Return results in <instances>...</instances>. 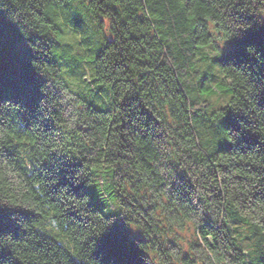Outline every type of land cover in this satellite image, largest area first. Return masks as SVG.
Returning <instances> with one entry per match:
<instances>
[{"label":"trees","instance_id":"16d2710c","mask_svg":"<svg viewBox=\"0 0 264 264\" xmlns=\"http://www.w3.org/2000/svg\"><path fill=\"white\" fill-rule=\"evenodd\" d=\"M0 101V264H264V0H0Z\"/></svg>","mask_w":264,"mask_h":264},{"label":"rangeland","instance_id":"374dc122","mask_svg":"<svg viewBox=\"0 0 264 264\" xmlns=\"http://www.w3.org/2000/svg\"><path fill=\"white\" fill-rule=\"evenodd\" d=\"M213 34H215V32H213ZM219 39L221 40L220 34ZM217 45L220 47V49H223L224 44L222 41ZM93 105L94 107L100 106L96 103H94ZM92 173L95 176V181L93 182V184L87 186V191L90 195L91 203L94 206L98 207L104 215H112L114 213L115 203L105 186L106 181L104 180V169L100 166L93 167Z\"/></svg>","mask_w":264,"mask_h":264},{"label":"clouds","instance_id":"9594fccd","mask_svg":"<svg viewBox=\"0 0 264 264\" xmlns=\"http://www.w3.org/2000/svg\"><path fill=\"white\" fill-rule=\"evenodd\" d=\"M0 102H2V101H0ZM118 218L123 221L124 225L128 228V230L130 232L135 233L133 228H131L119 215H118ZM116 220H117V216L114 215L111 218L110 222L105 227V229L103 230V234L101 236L105 235L111 229V227L116 223ZM135 243H136V247H137V241ZM101 264H102V261H101Z\"/></svg>","mask_w":264,"mask_h":264}]
</instances>
